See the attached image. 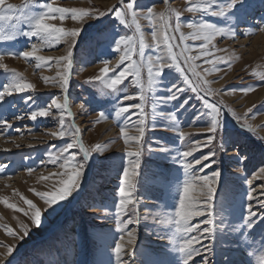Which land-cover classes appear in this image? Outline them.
I'll use <instances>...</instances> for the list:
<instances>
[{
    "label": "snow or ice",
    "instance_id": "obj_1",
    "mask_svg": "<svg viewBox=\"0 0 264 264\" xmlns=\"http://www.w3.org/2000/svg\"><path fill=\"white\" fill-rule=\"evenodd\" d=\"M163 2L168 6L158 12L157 0H118V4L106 11L94 7H63L57 0H22L20 5L0 0V69L7 74V82L0 86V131L13 128L5 115L11 112L18 121L51 118L58 128L47 135L61 140L70 138L60 146L49 145L44 153L42 166L51 165L56 171H49L39 179L53 181L54 190L30 191L43 202L49 216L59 214L82 196L88 208L104 209L115 230L96 233V239L108 249L107 260H100L99 264H138V227L149 221L153 234L177 255L178 264H197L196 258H199L198 264H211L209 256L214 255L217 246L227 259V250L232 245L251 258L249 264H264V226L259 233L254 231L264 222V192L254 195L252 179L244 175V167H237L248 187L244 194L245 213L239 221H234L230 207L218 195L221 172L214 167L237 146L225 114H230L240 129L255 133L249 119L261 111H254V105L244 115H238L223 100L208 99L237 91L248 94L256 85L213 89L211 85L223 77L207 79L215 72L232 67V57L217 55L225 51L214 43L218 37L235 40L239 35L253 34L254 29L264 32V0H186L182 10L172 8V0ZM184 13H191L192 18L184 19ZM208 17H215L218 22H210ZM66 20L74 21L75 26H65ZM88 29L95 31L90 39H96L100 48L95 57L99 72L83 81L94 92L75 106L88 114L89 105L95 104L99 109L96 123L111 120L117 124L124 146V154L119 158L108 152L109 145L115 141L86 146L72 111L74 99H80L73 96L72 89L77 87L73 79L88 64L95 63L85 64L77 56L81 44L85 43L82 34ZM21 39L26 40L25 48L16 49L15 43ZM45 50L63 54L41 55ZM5 57L34 62L37 69H55L53 76L41 79L46 86L59 91L50 96L32 94L36 85L10 69L3 62ZM253 75L264 81V72ZM188 92L194 95L168 109ZM191 99L199 101V107L189 104ZM20 105L25 109L23 113L13 111ZM184 114L189 118L188 126L198 127L205 134L202 138L193 139L184 130L180 118ZM157 128L174 136L167 139L149 136ZM259 139L264 143V137ZM146 154H160L161 159L177 165L181 173L174 183L165 186L167 199L155 208L145 207L137 195L144 180L142 158ZM233 158L237 164L246 159L243 154ZM11 166L12 161L0 159V176L11 179L7 171ZM27 170L31 175L36 169L28 167ZM113 170L117 172L118 182L111 202L105 197L101 205L89 204L88 198L92 196L89 189L99 191L97 178L103 181ZM254 178L264 179V167L259 168ZM13 194L19 196L28 211L7 198L0 199V204L22 213L32 225L40 227L41 209L19 192ZM5 231L14 236L10 228ZM21 231L26 237L30 230L21 224ZM71 235L75 237L78 233ZM4 247L7 250L0 254V264H21L13 256V248ZM64 252L62 261L52 264H70L67 257L75 252L72 242L65 244ZM150 264L162 262L156 260Z\"/></svg>",
    "mask_w": 264,
    "mask_h": 264
},
{
    "label": "rangeland",
    "instance_id": "obj_2",
    "mask_svg": "<svg viewBox=\"0 0 264 264\" xmlns=\"http://www.w3.org/2000/svg\"><path fill=\"white\" fill-rule=\"evenodd\" d=\"M8 2L20 5L22 0H8ZM57 3L63 7L85 9L94 7L106 11L113 5L118 4V0H57ZM185 4L186 0H172L170 6L182 10ZM167 6L163 0H157L156 10L158 12L164 11ZM253 14L258 13L254 12ZM183 18L191 19L192 14L184 13ZM207 19L213 23L218 22L215 17H208ZM64 24L68 27L75 26V22L71 20H66ZM184 31L189 30L184 29ZM82 36L85 43L81 44L77 56L79 60L88 64L89 61H95L100 48L96 39H90V37L95 36L93 29L86 30ZM214 43L218 48L225 49L217 55L232 57V67L227 71H218L208 76L207 79L209 80L223 77L218 83L212 84L211 87L221 89L226 85L237 88L256 85V88L248 94L237 91L220 97H209L208 99L212 101L223 100L224 104L231 107L238 115H244L254 105L256 106V108H253L254 111H261V114L255 116V118L249 119V123L256 129L255 133H249L240 129L225 109L224 118L228 126L234 131L233 138L237 146L232 152L222 156L220 162L214 167L221 172L218 195L230 207L232 219L239 221L245 213L244 205L246 201L244 194L248 186L241 174L236 171V168H245L244 175L252 179L253 187L256 190L254 195L264 192V187H261V185H264V179L254 178L259 168L264 167V143L259 139V137H264V96H261V92L264 90V81L259 76L253 75L254 72H264V32L254 29L253 34L239 35L235 40L231 38L221 40L218 37ZM25 45L26 40L21 39L15 43V48L24 49ZM40 54L58 56L62 55L63 52L45 50ZM108 58L112 59L113 57L109 56ZM3 62L10 69L22 74L28 82L36 85V91L32 94L50 96L59 91L46 86L41 79L42 76H53L55 69H37L34 67V62L30 64L23 59L11 57H5ZM205 67H210V65H205ZM98 72L99 61H95V63L88 64L79 76L74 77L73 84L77 87L72 89L73 96H79L80 99H74L72 111L77 125L81 128V138L85 145L91 147L95 144L104 145L108 144L109 141H115L109 145L108 152L115 153L116 157L119 158L124 154V146L117 124L111 120L96 123L99 109L95 104L89 105L88 114L81 113L75 106L82 100L90 98V94L94 90L88 85H84L83 81ZM6 82L7 74L4 73L3 69H0V86ZM130 91L134 90L130 89ZM193 95L191 92L185 93L180 100L169 105L168 109L171 110L172 107ZM193 103L199 107V101L189 100V104ZM13 111L23 113L25 109L23 105H20L18 108H14ZM5 115L12 123L13 128L0 131V159L12 161V166L7 170L11 175V179L0 176V199L7 198L10 203H15L18 207L28 211L27 206L23 204L19 196L13 194L19 192L25 198L31 199L41 209L42 223L40 227H36L22 213H16L0 204V254L6 252L7 249L4 247L6 245L13 248V256L21 264H52V262L58 260L62 261L65 256V244L72 242L75 252L67 257L70 264L72 261H76L77 264H99L100 260H107L108 249L106 245L96 239V233L99 231H114L115 225L110 217H105L102 207L88 208L84 203V196H82L78 198V201H73L72 204L67 205L59 214L49 216L44 211L46 206L43 202L30 191V189L36 191L54 190L53 181L39 179L41 175H48L49 171H56L51 165L47 168L42 166L44 153L49 145L60 146L68 142L70 138L65 137L61 140L47 135L48 132L55 131L58 128L56 122L51 118L38 117L35 122L28 118L18 121L12 117L11 112H6ZM180 118L185 125L184 130L190 133L191 138L198 139L205 135L198 127L188 126L189 118L187 114L181 115ZM17 128L19 131H15ZM4 133L11 134L4 135ZM129 134L133 135L135 133L130 132ZM152 135H160L166 139L174 136L173 133L166 132L162 128H157L154 132L149 133V136ZM17 144L19 147H16ZM5 149L9 151L5 152ZM203 151L207 152L208 149ZM240 154H243L246 159L241 161V164H237L233 157ZM196 155H200V153H196ZM28 167L36 170L29 175ZM142 171L144 180L137 195L144 202L145 207L155 208L167 199L165 186L174 183L181 173L177 165L172 164L170 160L161 159L160 154H146L142 158ZM89 181H91L90 173ZM117 182V172L115 170L106 174V179L103 181L97 178L96 187L100 190L89 189L92 196L88 198V203L101 205L105 197L111 202L112 192ZM64 203L67 204V202ZM141 214H144L143 211ZM21 224L26 225L30 230L26 237H23ZM261 226H264V222H261V225H258L254 231L259 233ZM6 228H10L14 236H9L5 231ZM72 232L78 233V236L73 237ZM157 240L160 239L153 234L150 221L147 224L141 223L139 225L137 233V244L140 250L138 252V264H150L151 261L156 260L161 261L162 264H178L177 255L165 247L166 242L162 240L159 243ZM257 240L259 241V236ZM257 247H259V244H257ZM8 259H11V257H8ZM209 259L211 264H228L229 261L233 264H249L251 258L246 253L238 250L235 245H232L227 250V259H225L224 251L219 246L216 247L214 255L209 256ZM196 260L198 264L199 258H196Z\"/></svg>",
    "mask_w": 264,
    "mask_h": 264
},
{
    "label": "bare ground",
    "instance_id": "obj_3",
    "mask_svg": "<svg viewBox=\"0 0 264 264\" xmlns=\"http://www.w3.org/2000/svg\"><path fill=\"white\" fill-rule=\"evenodd\" d=\"M261 96L263 97L264 96V90L261 92ZM159 243L162 242V240H157ZM156 249H158V247H156Z\"/></svg>",
    "mask_w": 264,
    "mask_h": 264
}]
</instances>
